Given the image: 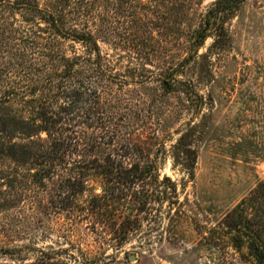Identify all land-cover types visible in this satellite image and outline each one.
<instances>
[{"label": "rangeland", "instance_id": "rangeland-1", "mask_svg": "<svg viewBox=\"0 0 264 264\" xmlns=\"http://www.w3.org/2000/svg\"><path fill=\"white\" fill-rule=\"evenodd\" d=\"M218 1L81 0L79 8L106 32L98 45L123 76L115 88L129 114L124 132L139 136L161 180L177 185L191 219L169 221L164 203L162 220L118 241L96 218L54 213L43 191L24 188L21 198L0 179V206L18 200L0 208V264L31 263L43 252L69 264H228L231 250L204 242L196 226L213 227L264 181V0L211 15L198 45ZM92 186L99 194L101 184ZM114 209L136 213L132 202Z\"/></svg>", "mask_w": 264, "mask_h": 264}, {"label": "trees", "instance_id": "trees-1", "mask_svg": "<svg viewBox=\"0 0 264 264\" xmlns=\"http://www.w3.org/2000/svg\"><path fill=\"white\" fill-rule=\"evenodd\" d=\"M242 2L219 0L196 43L208 38L211 15ZM80 3L49 0L44 8L39 0H0V179L21 198L22 189L43 191L45 207L54 213L96 218L118 241L146 220H162L164 203L169 221L191 219L187 213L193 212H183L176 198L177 185L166 176L161 180L140 137L124 132L129 114L115 88L123 76L98 45L97 36L106 32L84 19ZM66 41L83 50H69ZM127 202L136 205L135 215L117 214L115 205ZM17 203L6 200L0 208ZM196 227L207 244L231 250L228 264H264V181L213 227ZM26 264L69 263L43 252Z\"/></svg>", "mask_w": 264, "mask_h": 264}, {"label": "water", "instance_id": "water-1", "mask_svg": "<svg viewBox=\"0 0 264 264\" xmlns=\"http://www.w3.org/2000/svg\"><path fill=\"white\" fill-rule=\"evenodd\" d=\"M135 259V257H132V260H134Z\"/></svg>", "mask_w": 264, "mask_h": 264}]
</instances>
